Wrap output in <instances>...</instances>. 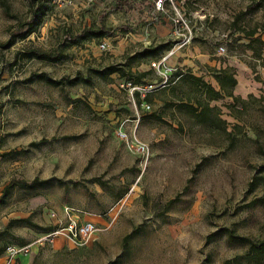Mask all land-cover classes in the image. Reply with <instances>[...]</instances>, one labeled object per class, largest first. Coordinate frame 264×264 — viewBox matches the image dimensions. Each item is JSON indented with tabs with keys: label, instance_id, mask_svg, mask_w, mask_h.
<instances>
[{
	"label": "rangeland",
	"instance_id": "1",
	"mask_svg": "<svg viewBox=\"0 0 264 264\" xmlns=\"http://www.w3.org/2000/svg\"><path fill=\"white\" fill-rule=\"evenodd\" d=\"M117 1H53L37 32L23 38L15 34L25 32L38 0H0V250L64 226L68 210L81 221L92 217L98 230L78 247L59 237L71 245L60 252L49 241L33 245L50 264H253L228 230L264 238V46L253 42V50L241 31L258 28L264 38V0L236 26L251 0H166L163 7L132 0L123 9ZM101 21L115 30L106 48L104 40L65 45ZM166 41L175 42L162 53L170 66L216 88L208 66L235 69L241 99L210 101L226 131L179 107L196 92L189 82L173 92L167 81L151 99L134 96L118 73L69 84L88 66L123 62ZM32 48L65 55L57 62L24 56ZM134 70L149 71L144 82L162 79L151 62ZM42 72L62 85L39 79Z\"/></svg>",
	"mask_w": 264,
	"mask_h": 264
},
{
	"label": "trees",
	"instance_id": "2",
	"mask_svg": "<svg viewBox=\"0 0 264 264\" xmlns=\"http://www.w3.org/2000/svg\"><path fill=\"white\" fill-rule=\"evenodd\" d=\"M56 0H38L36 7L31 6V17L26 22L27 29L25 32H20L15 35H20V37L26 38L29 35L37 32L40 26L43 23L44 15L46 11L49 9V3ZM132 0H118L116 5L118 8L123 9L127 5H131ZM263 6V1L251 0L248 4L247 9L239 13L235 18L233 25L236 26L238 22L242 19V17L248 13L255 11ZM242 29V28H240ZM249 40V47L253 50L254 48L253 42H257L264 46V38L262 33L257 35L258 28L253 29H243L241 30ZM115 30L103 21L92 24L90 26L85 27L80 33L70 34L67 37L66 46L72 45H81L88 41L92 40H104L107 37H110L114 34ZM264 32V29H263ZM12 42H9L8 46L11 45ZM174 41H166L160 43H151L148 46L143 47L142 49L135 51L133 53H129L125 56L123 62L119 63H109V64H99L98 66H88L86 70V76H80L75 78H70L69 84H75L81 81L89 82L93 76L101 78V79H109L112 74L118 73L120 76L126 79L127 83H131L132 85H140L147 84L150 82H144L143 78L149 73V71H135L134 68L140 66L142 63H150L153 62L152 59L159 60L162 57V53L165 50H169L173 47ZM64 49H56L53 51H41L37 48H32L28 51H24V56L28 58H38L41 60H47L52 62H57L64 58ZM211 75L217 81L219 88H216L211 82L207 81L204 76H199L191 72L183 70V68H176L169 77L168 84H173L171 90L174 92L176 90L175 84L178 81L181 82H189L194 84L195 91L194 96L189 95L188 101L184 99H180L179 107L187 110L191 116H193L199 123L212 126L215 130L219 131L226 128L222 126V122L226 123L220 116L215 106L210 104L212 100H219L225 97H232L235 100H240L241 98L236 96L234 93L235 87L238 85V79L236 77V71L233 67H213L208 66ZM82 75V74H81ZM38 78L46 81L52 85L60 86L62 85L61 80L54 79L46 72L39 73ZM160 90V89H159ZM158 91V90H156ZM163 90V92H165ZM155 92V91H154ZM154 92H150L145 97L146 99H151V96ZM197 92L201 94V97L197 96ZM137 95L140 97V93L138 91L134 92V96ZM195 99L196 102H192V99ZM145 99V100H146ZM230 107H232L230 105ZM38 182L35 179L31 184H25L27 187H33ZM123 194V193H122ZM121 194V195H122ZM49 230L53 229L51 227ZM229 236L236 240L238 243L242 245L248 246V249L244 255V258L253 264H264V238L255 241L249 237H245L242 235H237L232 230H228ZM238 263V260H236Z\"/></svg>",
	"mask_w": 264,
	"mask_h": 264
},
{
	"label": "built area",
	"instance_id": "3",
	"mask_svg": "<svg viewBox=\"0 0 264 264\" xmlns=\"http://www.w3.org/2000/svg\"><path fill=\"white\" fill-rule=\"evenodd\" d=\"M165 2L166 0H157L156 4L158 7H163ZM178 21H180V19ZM181 23L182 24L184 23L183 25H185L186 27L188 25L187 22H185L183 19ZM186 43H188V41L186 42V39L182 40L179 46L182 47ZM106 47H107V43L104 40L101 44V48L104 49ZM171 51H174V48ZM218 51L220 53H225L226 51L225 46L220 45ZM167 58H168L167 56H162L158 61L151 62V68L156 69L159 75H161L162 79L160 82H155V83L150 82L147 84H140V85H132L131 83H127L128 87L131 88L133 94L135 91H138L141 97L145 98L148 93L159 90L166 85L167 81L169 80L170 74L175 70V68H173L168 64ZM144 107L145 109L150 110L151 104L145 102ZM118 135L124 140L128 138V133L125 132L123 129L119 130ZM67 213H68V221L64 226L51 230L45 236L38 238L35 242L22 246L15 244L8 245L6 247V253L8 255V259L10 261H13L20 255L28 254L33 249V245L43 244L44 241H49L51 244H53L56 238L59 237L66 239L68 242L72 243L74 246L77 247L85 245L91 234L96 230H98V226H96L95 223L88 220L81 221V217L78 215V213L70 212L68 210Z\"/></svg>",
	"mask_w": 264,
	"mask_h": 264
},
{
	"label": "crops",
	"instance_id": "4",
	"mask_svg": "<svg viewBox=\"0 0 264 264\" xmlns=\"http://www.w3.org/2000/svg\"><path fill=\"white\" fill-rule=\"evenodd\" d=\"M86 220H93V218L87 216ZM67 246L71 247L70 243L68 244L62 238H57L53 243V251L60 252L63 250V247ZM44 252H46V250L43 247L34 246L31 253L20 255L13 261H10L6 253V249L0 250V264H50L49 260L47 259V255L44 256Z\"/></svg>",
	"mask_w": 264,
	"mask_h": 264
}]
</instances>
